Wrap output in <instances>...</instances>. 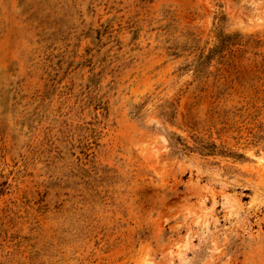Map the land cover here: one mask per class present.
<instances>
[{
    "label": "rangeland",
    "instance_id": "374dc122",
    "mask_svg": "<svg viewBox=\"0 0 264 264\" xmlns=\"http://www.w3.org/2000/svg\"><path fill=\"white\" fill-rule=\"evenodd\" d=\"M0 264H264V0H0Z\"/></svg>",
    "mask_w": 264,
    "mask_h": 264
}]
</instances>
